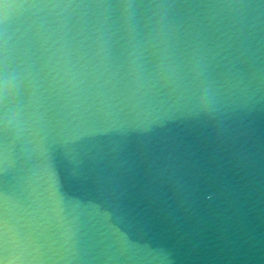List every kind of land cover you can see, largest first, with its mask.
Listing matches in <instances>:
<instances>
[{"label":"water","instance_id":"1","mask_svg":"<svg viewBox=\"0 0 264 264\" xmlns=\"http://www.w3.org/2000/svg\"><path fill=\"white\" fill-rule=\"evenodd\" d=\"M9 2L0 264H264V4Z\"/></svg>","mask_w":264,"mask_h":264},{"label":"clouds","instance_id":"2","mask_svg":"<svg viewBox=\"0 0 264 264\" xmlns=\"http://www.w3.org/2000/svg\"><path fill=\"white\" fill-rule=\"evenodd\" d=\"M121 9L122 19L125 21L129 16V5L121 3L117 5ZM20 7L18 4L10 3L9 0H0V27H6ZM46 9V15L63 18L70 15L72 5L69 3H48L42 5ZM61 25L57 24L50 32V35H56ZM4 67L0 70V100H8L21 86V76L15 71H8L6 67V57L4 59Z\"/></svg>","mask_w":264,"mask_h":264},{"label":"snow or ice","instance_id":"3","mask_svg":"<svg viewBox=\"0 0 264 264\" xmlns=\"http://www.w3.org/2000/svg\"><path fill=\"white\" fill-rule=\"evenodd\" d=\"M253 2L260 3V4H264V0H253Z\"/></svg>","mask_w":264,"mask_h":264}]
</instances>
